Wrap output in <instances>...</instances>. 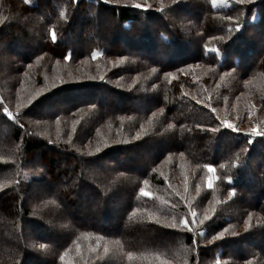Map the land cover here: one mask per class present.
<instances>
[{"label": "trees", "instance_id": "obj_1", "mask_svg": "<svg viewBox=\"0 0 264 264\" xmlns=\"http://www.w3.org/2000/svg\"><path fill=\"white\" fill-rule=\"evenodd\" d=\"M0 21L11 57L0 74V246L11 242L0 264H63L76 239L70 264L93 262L91 240L97 252L108 244L105 264H131L123 240L143 234L130 222L173 240L150 243L143 264H264V136L249 133L264 104V0H0ZM163 160L177 167L169 178ZM95 186L123 195L116 215L88 199ZM233 188L238 201L224 200ZM226 225L235 230L213 240ZM252 231L260 244L231 245Z\"/></svg>", "mask_w": 264, "mask_h": 264}, {"label": "rangeland", "instance_id": "obj_2", "mask_svg": "<svg viewBox=\"0 0 264 264\" xmlns=\"http://www.w3.org/2000/svg\"><path fill=\"white\" fill-rule=\"evenodd\" d=\"M257 17V15L255 14L252 18L253 20H255ZM16 19V18H15ZM17 20H14L13 23H15ZM260 32V31H259ZM252 34H248V36H251ZM6 35L3 34V35H0V53L3 54V56L0 54V74H3V73H8V75L5 77L6 79H8V76H9V71L6 69V65L9 64V62H11V57L7 54V49L5 48V45H4V39L6 38L5 37ZM245 36H247V34L245 33ZM257 37L254 38V40H256ZM264 39V37H263ZM263 41V40H262ZM261 41V42H262ZM255 43V42H254ZM255 45H258L257 43H255ZM7 46V45H6ZM12 50V49H11ZM13 51V50H12ZM0 79H1V76H0ZM254 109H255V114H254V117H258L259 118V121H260V124H261V127H258L260 129H264V104L263 105H259V104H256L254 105ZM9 113L13 114L12 111H10ZM77 113L73 114L70 118L72 119L74 116H76ZM153 116V115H151ZM65 120H62V123L63 125H66L65 122H63ZM232 123L233 121L230 120ZM234 124V123H233ZM62 125V127H64ZM68 126H71V123L68 122L67 124ZM236 125V124H234ZM237 126V125H236ZM252 127H255V126H250V128ZM56 128H57V125H54V131H55V134H56ZM237 128H242V126H237ZM244 128V127H243ZM250 133V132H249ZM251 134V133H250ZM252 135V134H251ZM254 136V135H253ZM76 143V142H75ZM154 142H147V147H142L141 149H139V152L142 154L141 156H143L144 158H146V156L148 155H152L153 153H155V149H154V145H153ZM65 147H67V145H64ZM146 155V156H145ZM169 164H171L169 161L167 160H163L160 162L159 164V167H160V170L163 171V174L165 177L169 178V176L171 175H166V171L167 169L170 167ZM172 167V166H171ZM170 167V168H171ZM180 168V172L181 173H184V171H190V167L186 164V162L184 163V165H179L178 166ZM173 171H175L177 169L176 166H173ZM172 171V172H173ZM192 173H197L195 170H193ZM170 174V173H168ZM212 175L214 173H209V175ZM82 175V174H81ZM192 176L194 174H191ZM79 179H80V175H79ZM77 184L79 185L78 188H77V192H76V196H75V201L77 200H80V199H77L81 193V188L82 186L79 184V182H77ZM216 185V184H214ZM219 184H217L216 186H213V189H216L215 191V195L218 196V195H221L222 193L220 192L221 188L220 186H218ZM81 186V187H80ZM101 189H100V188ZM99 187H96L95 186V190H94V193L90 194L88 196V199L89 200H92L94 202H97L98 205L97 208L96 207H92V211H94L96 209L100 210V207H101V204L102 203H106L108 204L109 208L111 209V211H115V215H116V210L122 205L123 203V195L121 196V194L119 195V193L115 192V191H107V190H104L102 191V187L99 186ZM225 192V191H224ZM223 192V193H224ZM221 193V194H220ZM223 199H229L230 200H233V201H236L237 199L234 197V196H237L236 195V192H235V195H230V192L228 191L227 193H224L223 195ZM223 201V200H222ZM238 201V200H237ZM94 205V204H93ZM222 206V205H221ZM227 212L226 213H229V210H226ZM114 215V216H115ZM259 219L258 218H253V221L256 223ZM260 220H263L261 219V216H260ZM97 222L99 224H102V225H107L109 224V219H104V218H101V219H97ZM127 227L129 228V230L132 232V233H141L143 234V236H137L135 237L136 239L132 242H125L123 240V243H124V247H126V251H127V259L126 261L127 262H131V264H143L141 261H146L148 259L149 256H144L145 254H151V253H155V251H152L150 252L149 251V248L150 246H152V244L150 243H155V242H165L166 244H168L169 242H172V238H169V237H166L164 236L162 233L158 232V228H155L147 223H144V222H141V223H135V222H130V225H127ZM132 227V228H131ZM1 228V227H0ZM227 229L226 232H224V230ZM235 230V227L232 226V225H226L223 229H221L220 232H224V236H227L229 235L228 233H232L233 231ZM137 231V232H136ZM254 231L252 232H249V233H243V234H240L242 235L239 239L240 241L239 242H235V244H231V245H237L235 247V249H243V250H246L247 248H249L250 246H255L256 244H260V243H257L258 241V238L259 236L257 234H254L253 233ZM253 233V234H252ZM239 235V236H240ZM135 236V235H134ZM155 236V238H154ZM80 237H85L84 234H81ZM252 239H255L253 240L254 241V244L252 245V243L250 242ZM78 239L75 240L74 243H70L71 245L74 246V249H70L69 251H67L66 253V256L68 259H64V263L63 264H70V259L72 258L73 256V253L82 249L83 246H82V242H78L77 241ZM1 241V240H0ZM244 241H247L245 243H243ZM11 242L5 240V244L3 246V244L1 243V245L3 246H0V248L2 249L3 253L5 254L6 250L5 248H8L7 246L10 245ZM234 243V242H233ZM8 244V245H7ZM12 246L14 245L13 243L11 244ZM88 245L92 248L93 250V253H94V260L91 264H105L106 263V259L108 258H111V257H107V258H104V259H101V256L99 252H101L102 254H106L110 251L109 247H108V244L107 243H104V244H101V246L99 247L98 249V252L96 251V245H97V242L95 243H92V240L88 243ZM111 246V245H110ZM248 246V247H247ZM123 247V248H124ZM105 249H107V251H105ZM111 250L112 249V246H111ZM181 251H185V250H181ZM139 254H142V255H139ZM85 250L84 252H82V256L80 258V261H84V262H87L93 258V257H90L88 255H85ZM112 255V254H111ZM252 260H249V261H246V262H241V261H237L238 264H247V263H250ZM18 263V262H17ZM79 262H77L78 264ZM159 264H168V263H159ZM170 264H193V262L189 261V262H185V261H171ZM198 264H202L201 262H198ZM217 264V263H216ZM221 264V263H219Z\"/></svg>", "mask_w": 264, "mask_h": 264}, {"label": "snow or ice", "instance_id": "obj_3", "mask_svg": "<svg viewBox=\"0 0 264 264\" xmlns=\"http://www.w3.org/2000/svg\"><path fill=\"white\" fill-rule=\"evenodd\" d=\"M25 2L27 3L28 0H25ZM104 2H105V3H109V2H111V0H104ZM117 2H119V0H117ZM171 2H172L173 4H175V3H176V0H171ZM248 2H249V0H236V3H237V4H245V3H248ZM211 3H212L213 6H215V5L218 3V0H211ZM134 6H135L136 8L144 7V6H142L141 4H135ZM61 15H63V13H61ZM227 19L231 20L232 18H231V17H227ZM0 23H3V21H0ZM237 27H239V26H237ZM52 39H53V41H55V39H56L55 31L52 32ZM98 55H99V53L93 52V53H92V58L95 59ZM65 58H66V59H70V56H66ZM167 75H171V74L169 73V74H167ZM4 111H5L6 113H8V110H7V109H4ZM160 111L163 112V109H160ZM212 111L215 112L216 109L213 108ZM8 115L11 116V113H8ZM153 115H155V113H153ZM249 116H251V112H249ZM217 119H219V117H217ZM221 124H222V126L225 127V128L232 129L233 131H236V132L239 131V129L236 127V125H234V124H233L230 120H228V119H224V120H222V121H221ZM169 127H171V125H169ZM211 131H214V132H215V131H218V129L213 128V129H211ZM249 131H250V133H251L252 135H254V136H264V129H260V128H257V127H252ZM139 135H140V134L138 133V134H137V137H135V138H139ZM135 138H134V139H135ZM69 139H71V137H69ZM249 143H250V141H249ZM96 151L99 152V151H100V148L97 147ZM241 151H242V152H246L247 149L244 148V149H241ZM181 155H182V154H181ZM237 160H239V155H237ZM205 167L207 168V170H208L209 173H214V172H215V168H214V166H213L212 164H207V165H205ZM220 167L223 168L224 165L221 164ZM215 179H216V177H215L214 175H209V177H208V179H207V187H208L209 189H211V188L213 187V181H214ZM229 179H230V178H229ZM145 183H147V181H145ZM140 191H141V194H143V195H145V196H149V195H151L150 193L146 192L143 188H141ZM177 194H178V193H177ZM230 195H235V189H234V188L231 190ZM192 216H193V217L196 216V213H195L194 211L192 212ZM250 218H251V214L249 215V219H250ZM205 219H208V217L205 216ZM203 222H204L203 220L200 221L201 224H202ZM245 223L247 224L248 222L246 221ZM180 224H182L184 227H189V221H188L187 219H184V220L180 221ZM173 226L175 227L176 225H173ZM226 231H227V229L224 230V232H226ZM224 232H219V233H217L215 236L212 237V239H213V240H216V239H218V238H222V237L224 236ZM233 235H235V233H233ZM41 247H44V245H41ZM105 251H107V249H105ZM61 259H64V257L61 256ZM217 264H219V261H217Z\"/></svg>", "mask_w": 264, "mask_h": 264}]
</instances>
